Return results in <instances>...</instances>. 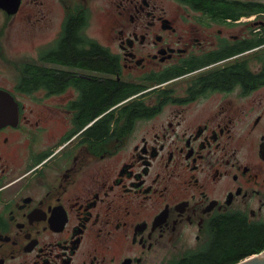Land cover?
<instances>
[{"label": "flooded vegetation", "instance_id": "obj_1", "mask_svg": "<svg viewBox=\"0 0 264 264\" xmlns=\"http://www.w3.org/2000/svg\"><path fill=\"white\" fill-rule=\"evenodd\" d=\"M73 19L111 69L60 60ZM93 79L123 88L90 118ZM0 92V264H167L264 221V0H0Z\"/></svg>", "mask_w": 264, "mask_h": 264}, {"label": "trees", "instance_id": "obj_2", "mask_svg": "<svg viewBox=\"0 0 264 264\" xmlns=\"http://www.w3.org/2000/svg\"><path fill=\"white\" fill-rule=\"evenodd\" d=\"M79 20L73 19L64 29L60 42V60L79 63L93 69L108 70L113 61L101 50L92 46L91 50L75 49V38L94 40L86 35L85 28L80 27ZM69 75L61 72L57 76L59 83L68 80ZM123 85L113 80H91L90 90L85 104V111L90 118H95L105 107L121 97ZM94 129L102 130L103 123L98 119ZM264 249V221H247L239 215H228L219 218L211 228L207 239L196 249L179 253L167 264H233L247 256L259 253Z\"/></svg>", "mask_w": 264, "mask_h": 264}, {"label": "water", "instance_id": "obj_3", "mask_svg": "<svg viewBox=\"0 0 264 264\" xmlns=\"http://www.w3.org/2000/svg\"><path fill=\"white\" fill-rule=\"evenodd\" d=\"M17 117V106L13 98L0 92V126ZM233 264H264V249Z\"/></svg>", "mask_w": 264, "mask_h": 264}, {"label": "rangeland", "instance_id": "obj_4", "mask_svg": "<svg viewBox=\"0 0 264 264\" xmlns=\"http://www.w3.org/2000/svg\"><path fill=\"white\" fill-rule=\"evenodd\" d=\"M87 34L91 37L96 38L97 40H101V31L100 29H98L97 26L95 25H91L88 29H87Z\"/></svg>", "mask_w": 264, "mask_h": 264}]
</instances>
